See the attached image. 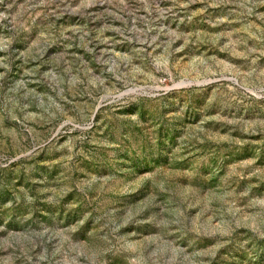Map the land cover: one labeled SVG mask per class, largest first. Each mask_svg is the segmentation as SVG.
Wrapping results in <instances>:
<instances>
[{
    "label": "rangeland",
    "instance_id": "374dc122",
    "mask_svg": "<svg viewBox=\"0 0 264 264\" xmlns=\"http://www.w3.org/2000/svg\"><path fill=\"white\" fill-rule=\"evenodd\" d=\"M0 264H264V0H0Z\"/></svg>",
    "mask_w": 264,
    "mask_h": 264
}]
</instances>
